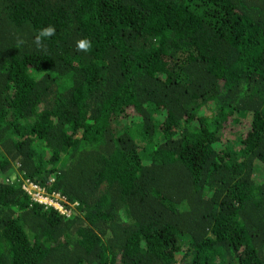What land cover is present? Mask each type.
Returning <instances> with one entry per match:
<instances>
[{"label": "trees", "instance_id": "trees-1", "mask_svg": "<svg viewBox=\"0 0 264 264\" xmlns=\"http://www.w3.org/2000/svg\"><path fill=\"white\" fill-rule=\"evenodd\" d=\"M0 264H264V0H0Z\"/></svg>", "mask_w": 264, "mask_h": 264}, {"label": "built area", "instance_id": "built-area-1", "mask_svg": "<svg viewBox=\"0 0 264 264\" xmlns=\"http://www.w3.org/2000/svg\"><path fill=\"white\" fill-rule=\"evenodd\" d=\"M49 182L52 183L53 180ZM45 189V187L43 188L30 180H24L22 184V190L33 204H39L45 210L53 209L64 218L72 217L77 204L68 202L64 196L55 190L46 191Z\"/></svg>", "mask_w": 264, "mask_h": 264}, {"label": "clouds", "instance_id": "clouds-1", "mask_svg": "<svg viewBox=\"0 0 264 264\" xmlns=\"http://www.w3.org/2000/svg\"><path fill=\"white\" fill-rule=\"evenodd\" d=\"M54 33H55V28L52 26H49V27L43 29L40 32V34L37 36V43H39V41L41 40L42 37H45V38L51 37L54 35ZM89 46H90L89 43L87 41H84V40L79 41L78 45H77V47L81 50H87Z\"/></svg>", "mask_w": 264, "mask_h": 264}, {"label": "rangeland", "instance_id": "rangeland-1", "mask_svg": "<svg viewBox=\"0 0 264 264\" xmlns=\"http://www.w3.org/2000/svg\"><path fill=\"white\" fill-rule=\"evenodd\" d=\"M235 130V129H234Z\"/></svg>", "mask_w": 264, "mask_h": 264}]
</instances>
